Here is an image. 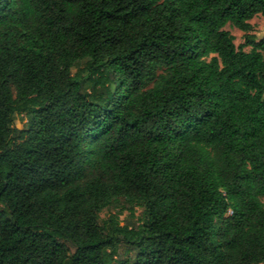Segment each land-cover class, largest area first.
<instances>
[{"label":"trees","instance_id":"trees-1","mask_svg":"<svg viewBox=\"0 0 264 264\" xmlns=\"http://www.w3.org/2000/svg\"><path fill=\"white\" fill-rule=\"evenodd\" d=\"M257 15L264 0H0V264H264Z\"/></svg>","mask_w":264,"mask_h":264},{"label":"rangeland","instance_id":"rangeland-1","mask_svg":"<svg viewBox=\"0 0 264 264\" xmlns=\"http://www.w3.org/2000/svg\"><path fill=\"white\" fill-rule=\"evenodd\" d=\"M250 23L253 26L252 33L255 34L257 37L262 38L264 37V16L263 15H257L254 17ZM225 29L228 30L234 37H235V44L236 46H240L244 43V32L233 26L232 24H227L225 26ZM246 51L250 50V47L245 48ZM76 72V70H74ZM26 125L25 120L22 117H17L14 127L16 128H23ZM262 202L264 203V197L261 198ZM141 211L142 209L140 207H136L135 214L132 216L130 215L128 210H124L123 212H119V210H105L100 214V217L102 219H107L110 215L119 212L120 213V220L122 223H125L127 221L130 222H136L138 219L141 218ZM120 254H125L124 256L128 254L126 252V248L123 246L119 247Z\"/></svg>","mask_w":264,"mask_h":264}]
</instances>
